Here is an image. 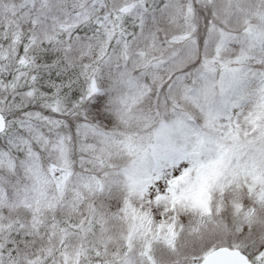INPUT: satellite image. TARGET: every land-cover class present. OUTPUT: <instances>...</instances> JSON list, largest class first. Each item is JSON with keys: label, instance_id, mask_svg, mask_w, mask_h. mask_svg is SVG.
<instances>
[{"label": "snow or ice", "instance_id": "obj_1", "mask_svg": "<svg viewBox=\"0 0 264 264\" xmlns=\"http://www.w3.org/2000/svg\"><path fill=\"white\" fill-rule=\"evenodd\" d=\"M0 264H264V0H0Z\"/></svg>", "mask_w": 264, "mask_h": 264}]
</instances>
